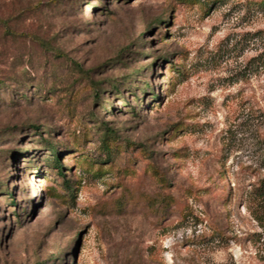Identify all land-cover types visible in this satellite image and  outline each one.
<instances>
[{
    "label": "rangeland",
    "instance_id": "1",
    "mask_svg": "<svg viewBox=\"0 0 264 264\" xmlns=\"http://www.w3.org/2000/svg\"><path fill=\"white\" fill-rule=\"evenodd\" d=\"M259 2L0 0V264H264Z\"/></svg>",
    "mask_w": 264,
    "mask_h": 264
},
{
    "label": "trees",
    "instance_id": "2",
    "mask_svg": "<svg viewBox=\"0 0 264 264\" xmlns=\"http://www.w3.org/2000/svg\"><path fill=\"white\" fill-rule=\"evenodd\" d=\"M259 3L264 7V0H260ZM49 147H50V149L54 150V148H55V150H56V144H54L52 142H50ZM54 156H55V162L57 165L56 168L64 175L63 170H61L62 166H61V162H60V157L56 151L54 153ZM254 194L256 196H263L264 197V178L261 179L259 185L254 189Z\"/></svg>",
    "mask_w": 264,
    "mask_h": 264
}]
</instances>
